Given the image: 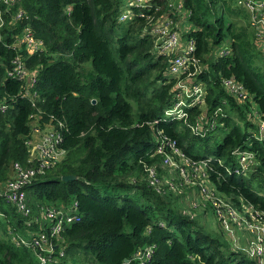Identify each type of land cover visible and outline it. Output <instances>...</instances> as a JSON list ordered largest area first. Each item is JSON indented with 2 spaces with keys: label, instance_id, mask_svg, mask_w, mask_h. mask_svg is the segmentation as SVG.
Wrapping results in <instances>:
<instances>
[{
  "label": "trees",
  "instance_id": "obj_1",
  "mask_svg": "<svg viewBox=\"0 0 264 264\" xmlns=\"http://www.w3.org/2000/svg\"><path fill=\"white\" fill-rule=\"evenodd\" d=\"M127 1L17 0L12 8L21 7L23 19L8 23L3 13L0 103L7 107L0 110V185L11 177L14 161L28 163L25 141L37 106L41 122H62L67 153L26 184L25 192L32 216L45 201L77 200L79 220L55 240L64 251L62 262L137 264L126 259L136 247L154 243L145 264H260L226 249L206 223L190 215L193 210H181L177 197L171 202L169 191L150 186L143 166L154 163L162 172V154L155 150L166 137L191 158L211 157L218 171L209 170L210 180L218 192L237 204L243 199L264 207V136L258 127V119H264V53L247 9L238 0H147L133 5L130 16L120 21ZM140 11L153 18L148 21L137 15ZM182 14L190 26L181 36L194 40L204 65L197 78L204 82L208 118L215 122L203 136L188 125L198 121L200 109L191 113L187 108L186 118L164 112L176 99L177 86L167 73L169 57L154 47L150 33L154 21L165 15L179 31ZM27 24L45 46L26 56L27 64L38 69L35 106L19 97L21 81L6 75L15 54L11 43ZM222 49L227 52L220 54ZM224 77L240 81L249 97L239 101L227 93ZM250 97L257 121L241 107L251 106ZM218 106L223 110L213 112ZM218 129L225 131L219 140ZM235 149L252 151V167L239 168ZM68 173L76 177L61 179ZM28 219L0 196V264H40L30 246L12 238L41 228Z\"/></svg>",
  "mask_w": 264,
  "mask_h": 264
},
{
  "label": "built area",
  "instance_id": "obj_2",
  "mask_svg": "<svg viewBox=\"0 0 264 264\" xmlns=\"http://www.w3.org/2000/svg\"><path fill=\"white\" fill-rule=\"evenodd\" d=\"M145 1L147 0H128L118 19L123 21L130 16L133 5L143 6L146 4ZM16 2L17 0H0V5H4L0 9V26L5 22L3 13L8 17V23L25 17V12L21 7L12 8ZM238 3L247 9L250 24L254 27L257 44L264 53V0H238ZM177 6L179 5H175V7ZM173 9L176 8L173 7ZM137 15L145 14L140 11ZM145 16L148 21L153 18L150 14ZM172 24L175 23L171 16L165 15L157 18L150 30L154 47L169 57L170 65L167 73L175 80L177 86L176 99L164 112L171 117L186 118L190 113L186 110L187 108L190 109L191 113L193 108L200 109L197 115L198 121L195 124L188 123V125L191 130L203 136L207 129L214 127L215 122H211L208 118L204 82L197 78V75L203 71L202 63L194 52V40L188 36L183 40V36L172 27ZM11 46L15 54L11 59V65L7 69L6 75L21 81L19 97L28 99L35 106L39 99V92L35 86L38 69L27 64L26 56L43 50L45 48L44 42L34 35L32 28L27 24L15 37ZM226 52L225 49L220 50V54ZM222 86L227 93L239 101L249 97L243 84L232 77H224ZM6 107V102L0 103V110H4ZM222 110V106H218L213 112L218 111L220 113ZM41 111L40 107L36 106V112L33 111L30 114V117L35 118V122L30 125L31 135L25 141L28 163L23 165L19 161L13 162L11 177L0 185V196L13 205L17 211L29 217V221L41 223V228L28 236L12 237L17 244L30 246L40 264H82L71 261L62 262L64 251L55 242L61 238V234L68 224L79 220L77 200L72 201L69 210L67 209L68 204L64 202L53 205L41 203L38 205L39 214L32 216L31 207L26 198L25 185L37 174L44 173L48 168L63 160L67 153V149L62 145V122L57 121L54 124L52 119L41 122L39 114ZM255 112L257 113V110ZM215 117H212V121ZM258 120L261 138L264 136V119L259 118ZM165 146L171 150L167 151ZM155 152L162 154L161 161L169 170H175L176 173H179L180 180L181 177L193 176V178H185L184 181L195 183V174L202 172L203 181L200 184V194L205 200H209L210 204L207 206L213 210L224 229L222 231L231 238L236 250L254 257L260 264H264V207L254 205V203L243 199L237 204L225 194L218 192L215 183L210 180L213 172L210 173L209 170L218 171L214 164H210L211 157L191 158L177 147L173 140L166 137L157 146ZM234 152L241 170L252 167L254 164L252 151L235 149ZM143 166L147 183L156 191L161 192L165 187H174L173 182L175 180L171 177L165 179L156 164L145 163ZM187 168H190L189 174ZM234 171L240 172L237 167L234 168ZM199 202H194V204L198 207ZM201 203L206 204L203 201ZM154 248V243L138 246L126 261L132 260L137 264H145L151 259Z\"/></svg>",
  "mask_w": 264,
  "mask_h": 264
},
{
  "label": "rangeland",
  "instance_id": "obj_3",
  "mask_svg": "<svg viewBox=\"0 0 264 264\" xmlns=\"http://www.w3.org/2000/svg\"><path fill=\"white\" fill-rule=\"evenodd\" d=\"M126 4H127V2H126ZM189 26L190 25H189L188 21L184 17V21L181 24H179V34L181 35L183 32H186L187 29L189 28ZM182 38L184 40L186 38V36L184 35ZM222 45L227 46L228 41H225ZM201 66L203 68L204 65L202 64ZM89 67L91 68L90 64H89ZM250 102H251V106H248V109L244 105H242L241 107L245 112L249 111V113H251L253 116V120L257 121V117L255 114L256 104L251 97H250ZM241 127H242V124H241ZM247 129H250V127H248ZM215 132H216V139L219 140L225 131L222 129H218ZM174 159H176V158L174 157ZM160 162H161V168H162L161 174L163 175V177L165 179H167L168 177H171L175 180L173 182L174 187H171V188L165 187V189L163 191H161V193H165V192L169 191L170 195L168 196V200L171 202L173 200H175V199H173V197H175V198L177 197V199L179 201L177 205L181 210H184V211H187L190 213H191V210H193V213H191L190 215L192 217H193V215H196L197 217H199L200 221L206 223L207 228L210 229L208 231H211L212 233L218 235L219 238L221 239V241L224 243L226 249L229 250L230 248H233L234 250H236L234 245H233L231 238L226 234V232L222 231L224 229L221 226V224L219 223V221L217 220V217L213 213V210L211 209L210 206H207L208 204H210L209 200L208 199L205 200L200 194L201 193V185L200 184L203 181L202 172L200 171L198 174L194 173L196 175L195 183H193L191 181H184L185 178H193V176L181 177V180H180L179 173H176L175 170H172V171L169 170V168L166 167V165H164L161 160H160ZM187 171L189 174L190 168H187ZM198 175L200 177H197ZM201 201L205 202L206 204L203 205L201 203ZM45 202H47L50 205H53V204H58L59 200L45 201ZM194 202L195 203L199 202L198 207L196 204H194ZM71 203H72V201L67 203L68 204L67 205L68 210L71 209V206H70ZM173 204H175V203H173ZM42 219H44V218H42ZM124 230L128 231L129 226L125 225ZM17 233H21V230H18ZM28 233H32V231H26V234H28Z\"/></svg>",
  "mask_w": 264,
  "mask_h": 264
},
{
  "label": "water",
  "instance_id": "obj_4",
  "mask_svg": "<svg viewBox=\"0 0 264 264\" xmlns=\"http://www.w3.org/2000/svg\"><path fill=\"white\" fill-rule=\"evenodd\" d=\"M93 102H95V99H92ZM76 176L72 173H68V174H63L61 175V179L63 180H68V179H72L75 178Z\"/></svg>",
  "mask_w": 264,
  "mask_h": 264
},
{
  "label": "crops",
  "instance_id": "obj_5",
  "mask_svg": "<svg viewBox=\"0 0 264 264\" xmlns=\"http://www.w3.org/2000/svg\"><path fill=\"white\" fill-rule=\"evenodd\" d=\"M178 18H179V20L183 19V18H184L183 14H182V16H179ZM183 20H184V19H183ZM33 136H34V135H33ZM60 202H62V201L59 200V203H60Z\"/></svg>",
  "mask_w": 264,
  "mask_h": 264
}]
</instances>
